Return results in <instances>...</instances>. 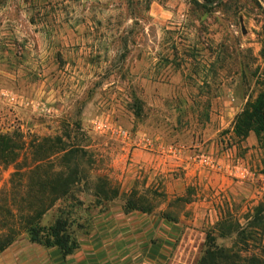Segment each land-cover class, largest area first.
I'll list each match as a JSON object with an SVG mask.
<instances>
[{
  "label": "rangeland",
  "instance_id": "1",
  "mask_svg": "<svg viewBox=\"0 0 264 264\" xmlns=\"http://www.w3.org/2000/svg\"><path fill=\"white\" fill-rule=\"evenodd\" d=\"M261 94L264 1L0 0V132L28 145L0 166V195L20 178L15 205L35 214L53 182L43 216L69 217L80 248L135 224L182 264H197L227 212L238 226L217 243L260 255L264 232H248L264 204V151L236 120ZM129 200L142 210L126 212ZM15 228L5 257H36Z\"/></svg>",
  "mask_w": 264,
  "mask_h": 264
},
{
  "label": "trees",
  "instance_id": "2",
  "mask_svg": "<svg viewBox=\"0 0 264 264\" xmlns=\"http://www.w3.org/2000/svg\"><path fill=\"white\" fill-rule=\"evenodd\" d=\"M251 132L256 135L258 143L264 151V94L259 95L237 117V135L247 138ZM26 149H28L27 141L21 132H0V166L8 167L16 164ZM36 169L39 170L40 166ZM25 175L26 172L22 173L23 177ZM43 177L54 181L56 174L52 169L44 173ZM69 177L72 176L69 174ZM18 181V183L12 182L9 191H2L0 195V228L5 230L0 235V254L9 249L19 237L20 233L15 228L18 221L28 234L31 243L46 249H56L63 258L75 254L80 248V243L73 235L69 217L57 215L47 221L43 216L55 207L58 201L56 198L58 189L54 187V183L52 182L48 186L51 188L48 208L43 212L26 214L27 207L17 208L15 205V199L23 193L24 188V185L20 183V178ZM134 210L142 209L137 202L129 200L126 204V212ZM255 212L256 218L250 225L248 232L249 239H253L257 230L264 232V204L257 207ZM230 216L229 213L225 212L218 222L217 229L206 234L203 255L200 256L197 264H264V249L260 251V255L251 253L249 256H243L239 250L227 249L217 243L218 239L230 236L235 227L238 226V224L233 223L234 219L229 218ZM165 218L169 219L170 217L165 216ZM244 234L245 230L239 233V236Z\"/></svg>",
  "mask_w": 264,
  "mask_h": 264
},
{
  "label": "crops",
  "instance_id": "3",
  "mask_svg": "<svg viewBox=\"0 0 264 264\" xmlns=\"http://www.w3.org/2000/svg\"><path fill=\"white\" fill-rule=\"evenodd\" d=\"M146 229L135 224L119 228L106 226L102 236H94L67 258H63L56 249H46L33 243L39 248L36 257L26 253L20 256V251L19 256L5 257L10 247L0 254V264H182L179 257L173 258L176 248L173 243H155L151 240L150 230Z\"/></svg>",
  "mask_w": 264,
  "mask_h": 264
},
{
  "label": "built area",
  "instance_id": "4",
  "mask_svg": "<svg viewBox=\"0 0 264 264\" xmlns=\"http://www.w3.org/2000/svg\"><path fill=\"white\" fill-rule=\"evenodd\" d=\"M203 162H205V163H209L210 161H209L208 157H203ZM212 163H214V162H212ZM240 173H241V174H244L245 171H240Z\"/></svg>",
  "mask_w": 264,
  "mask_h": 264
},
{
  "label": "water",
  "instance_id": "5",
  "mask_svg": "<svg viewBox=\"0 0 264 264\" xmlns=\"http://www.w3.org/2000/svg\"><path fill=\"white\" fill-rule=\"evenodd\" d=\"M260 1H264V0H260Z\"/></svg>",
  "mask_w": 264,
  "mask_h": 264
}]
</instances>
